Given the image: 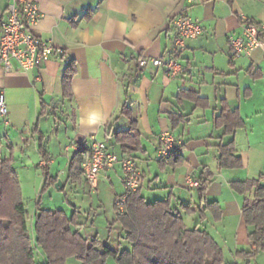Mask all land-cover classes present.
Instances as JSON below:
<instances>
[{"label": "crops", "instance_id": "0c3cea01", "mask_svg": "<svg viewBox=\"0 0 264 264\" xmlns=\"http://www.w3.org/2000/svg\"><path fill=\"white\" fill-rule=\"evenodd\" d=\"M11 1L0 0V15H7ZM33 1L42 12L35 34L65 49L76 73L71 96L66 97L67 64L57 55L29 72L16 68L7 73L0 65V94H5L8 107V114L0 115V160L21 161L20 171L13 164L21 189L22 182L30 183L31 178L44 187L42 162H48L47 173L62 181L58 189L68 188L80 197L82 192L84 204L92 187L82 174L72 177L71 161L80 149L82 158L90 151L94 136L120 159L135 161L147 202L171 198L188 228L207 230L220 245L217 236L226 246L232 240L231 253L248 250V230L242 218L247 195L237 194L229 183L264 175V50L233 57L229 36L240 34L242 15L264 23V0H198L192 5L186 0ZM184 10L202 21L204 32L187 41L180 56L182 74L171 78L153 65L139 68L141 57H162L169 52L172 20ZM183 90H194L201 102L178 101ZM224 100L244 120V127L234 135H226L216 125ZM125 107L130 115L121 113ZM172 115L181 118L176 125ZM133 121L138 136L124 147L116 134L134 133ZM163 132L184 140L166 163L158 159ZM231 140L242 159L239 168H223L219 163V146ZM190 180L199 185L192 187ZM204 181L208 186L202 197L199 189ZM97 186L106 190L109 201L123 195L122 164L102 170ZM213 202L222 210L219 221L205 209ZM83 207L75 205L71 215L82 224L85 238L98 237L100 250L130 247L116 216L100 223L101 213L92 216ZM226 225L235 226L228 237ZM258 257L253 264H260Z\"/></svg>", "mask_w": 264, "mask_h": 264}, {"label": "trees", "instance_id": "16d2710c", "mask_svg": "<svg viewBox=\"0 0 264 264\" xmlns=\"http://www.w3.org/2000/svg\"><path fill=\"white\" fill-rule=\"evenodd\" d=\"M75 73L76 66L70 60L63 77L66 97L71 96ZM177 99L202 100L194 90L180 91ZM121 113L130 115L126 107ZM171 118L174 125L181 119L175 115ZM216 125L223 127L226 135H234L244 127V120L239 111L230 109L224 100ZM132 131L135 132L117 133V141L128 147V140L138 136L134 121ZM82 152L83 149H80L71 161L72 177L82 174ZM219 153L221 167L242 166L234 140L221 144ZM42 170L46 177L43 190H46L54 186L58 178L50 176L46 168ZM207 186L206 181L201 182L199 191L202 197L206 194ZM230 186L235 192L247 195L242 206V218L250 241L248 250H239L234 256L246 264H253L264 251V175L234 180ZM205 207L213 213L215 220L221 219L222 210L217 202L207 203ZM117 221L122 227L123 239L130 247L122 251L109 247L100 250L99 238H85L81 234L82 224L77 223L75 215L68 217L64 210L44 209L38 204L32 236L17 171L12 161L0 160V264H68L73 257L81 264H109L110 259L117 264H240L238 261L226 263L223 247L207 230L188 228L173 208L171 198L150 203L142 196L140 189L128 193L125 213H117ZM37 249L41 250L43 256L41 261L37 258Z\"/></svg>", "mask_w": 264, "mask_h": 264}, {"label": "built area", "instance_id": "2783aa9c", "mask_svg": "<svg viewBox=\"0 0 264 264\" xmlns=\"http://www.w3.org/2000/svg\"><path fill=\"white\" fill-rule=\"evenodd\" d=\"M197 1L186 0V3L192 5ZM185 10L172 20V44L169 52L162 57H141L138 60L139 68L144 69L153 65L162 68L171 78L182 74L184 68L180 62V56L186 50L187 41L200 37L204 32L202 21L186 13ZM41 16L40 7L33 0H12L8 5L7 15H0V65L7 73L13 72L16 68L29 72L55 55L61 57L66 64L70 62L65 49L55 47L51 41L35 34L34 28ZM241 29L239 35L229 36L233 57L250 55L256 49L264 50V23H258L242 15ZM7 114L6 96L2 93L0 94V115ZM91 139L90 151L83 154L81 162L82 176L95 191L101 171L108 170L120 162L126 191L116 198L115 207L117 213L123 215L128 193L136 192L141 188L142 173L132 158L120 159L118 155L108 150L104 142L94 136ZM183 144V139L170 132H163L160 136L158 159L168 162L169 157ZM46 165L47 162H42V166ZM190 185L197 187L199 183L190 180Z\"/></svg>", "mask_w": 264, "mask_h": 264}, {"label": "rangeland", "instance_id": "374dc122", "mask_svg": "<svg viewBox=\"0 0 264 264\" xmlns=\"http://www.w3.org/2000/svg\"><path fill=\"white\" fill-rule=\"evenodd\" d=\"M21 161L16 160L15 162H13L14 166L18 168V171H20V168L22 165ZM48 163V162H47ZM43 168V167H42ZM45 168V166H44ZM27 177V176H26ZM22 179V178H21ZM41 181L40 180H36L33 181V179L31 178V182L30 183H23L22 182V193H23V200L25 202L26 205V210H27V216H28V225L30 228V233L32 234V236L34 235V231H33V226H34V214L36 212V207L38 204H41V208L44 209H52V210H57V209H62L65 210L69 215V217H71L72 215V211L75 205L80 206L83 205V209L82 211H90L92 216H95L97 213H101L100 214V223H104L106 222V218L107 219H113L111 217V215L113 214V216L117 217V210L115 208V200L117 197H114L111 201H109L111 199V197L109 198V194L106 192V190H102V189H97L95 191H93V189L91 188L89 191H87V195H86V202H84V204L81 203V198L84 197L83 193L81 192V197L77 196L76 194H73L68 188L65 190H59L58 188H56L55 186H51L50 188L43 190L42 185L40 184ZM124 184V183H123ZM230 184V183H229ZM91 187V186H90ZM125 188V185H124ZM231 188V186H230ZM228 187V189L231 191ZM233 190V189H232ZM126 191V189H125ZM234 191V190H233ZM235 192V191H234ZM237 193V192H236ZM239 194V193H237ZM241 195V194H240ZM98 196L101 198V200L103 201V203H99V199ZM39 202V203H38ZM99 205H102L101 208H99ZM96 213V214H95ZM71 215V216H70ZM100 227V232L103 233V227ZM226 231L224 232V234H226L225 236H231L232 230H234L235 226H231V225H226ZM90 228V227H89ZM220 229H222V227L219 226ZM91 229V228H90ZM219 242L221 243V245L224 248V253H225V261L226 263H232L234 261H236L235 258V253H231L229 250V246H233V241L232 240H228V246H226L225 242L222 241L220 236H217ZM36 254L38 255V260L41 261L42 260V254H41V250L37 249L36 250ZM262 257H258L260 260V264H264V255H261ZM68 264H81V262L76 259V258H70L68 260ZM109 264H117L116 262L113 261V259H110Z\"/></svg>", "mask_w": 264, "mask_h": 264}, {"label": "water", "instance_id": "95a60500", "mask_svg": "<svg viewBox=\"0 0 264 264\" xmlns=\"http://www.w3.org/2000/svg\"><path fill=\"white\" fill-rule=\"evenodd\" d=\"M63 184H62V181L61 180H58L57 182H56V184H55V187L56 188H59L60 186H62Z\"/></svg>", "mask_w": 264, "mask_h": 264}]
</instances>
